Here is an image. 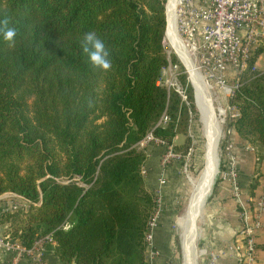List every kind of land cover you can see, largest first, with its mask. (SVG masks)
<instances>
[{
    "label": "trees",
    "instance_id": "obj_1",
    "mask_svg": "<svg viewBox=\"0 0 264 264\" xmlns=\"http://www.w3.org/2000/svg\"><path fill=\"white\" fill-rule=\"evenodd\" d=\"M167 0H0L17 35L0 39V195L31 201L4 211L12 240L31 248L52 233L63 264H149L148 223L156 197L139 146L148 132L187 151L188 106L159 83L169 64ZM90 31L111 52L109 70L80 47ZM231 99L233 126L264 159V70L252 71ZM165 124L157 125L163 113ZM186 145H175L177 135ZM223 148L226 145L223 140ZM259 178L252 185L255 194ZM69 222L70 227L63 224Z\"/></svg>",
    "mask_w": 264,
    "mask_h": 264
},
{
    "label": "built area",
    "instance_id": "obj_2",
    "mask_svg": "<svg viewBox=\"0 0 264 264\" xmlns=\"http://www.w3.org/2000/svg\"><path fill=\"white\" fill-rule=\"evenodd\" d=\"M177 16L182 35L180 36L187 49V54L196 64L200 74L204 76L205 82L209 84V91L215 87L223 89V97L213 99L214 104L218 103L221 107L222 98L228 104L227 108H223L224 114L220 118L221 124L226 121L229 124L233 123L238 118L239 111L231 103V99L240 86L239 80L242 73L249 68L250 59L260 47L264 46V0H178ZM257 64L258 59L252 67L253 71L257 69ZM187 72L188 82L194 89L197 104L196 82L199 79H194L188 69ZM162 75L159 78V83L167 86L169 91L174 88L184 100H187V90L178 83H170L169 85L167 82L163 83ZM229 77L235 81L234 84L228 83ZM168 120L169 115L164 112L157 125L165 124ZM230 127H233V124ZM223 140H225L226 145L222 149L221 177L231 181L235 196L239 199L241 206V228L238 240L231 248L240 253L239 259L242 264H256L257 235L263 226L261 215L264 211V159L261 161L257 174L261 190L255 197L251 198L249 203H245L241 200L239 171L229 131L223 136ZM150 143H158L167 147L166 152L161 156L162 169L166 168L172 158L180 157L179 154L175 153L172 144H167L163 139L155 136L153 131L148 132L139 145L146 147ZM142 173L147 174V169L144 166ZM161 181L164 182L165 178H162ZM155 197L157 204L149 220L146 233L147 248L150 247L151 257L158 254V250L152 246V241L163 207L160 195L157 193ZM4 198L8 200L2 208V212L25 210L31 203L29 199L16 192ZM63 226L67 229L70 227V223L66 222ZM7 238V235L0 234V247H5L9 254L6 259L0 260V264H22L24 257H32L36 260L34 257L36 248H38L37 245L43 242H55L52 233L43 234L38 239L36 237L31 248L24 247L17 240Z\"/></svg>",
    "mask_w": 264,
    "mask_h": 264
},
{
    "label": "crops",
    "instance_id": "obj_3",
    "mask_svg": "<svg viewBox=\"0 0 264 264\" xmlns=\"http://www.w3.org/2000/svg\"><path fill=\"white\" fill-rule=\"evenodd\" d=\"M232 73V70L230 69ZM229 136L236 157L239 171V189L241 200L249 203L252 197L260 192V183L255 194L252 195V185L257 176V154L251 149L248 142L241 138L235 127L229 128ZM181 136H175L174 142L180 140ZM182 140V139H181ZM167 147L158 143H150L146 146L147 159L144 167L147 169L145 179L148 187L159 194L162 200V211L158 220V226L154 231L152 246L158 250L156 256L151 257L150 247L147 248L146 256L149 264H178L176 256L175 235L173 224L176 220V201L179 198V179L176 163L170 166L165 175L161 166V156ZM261 165V164H260ZM165 178L162 182L161 179ZM159 191V192H158ZM7 192L0 195V213L5 203V196L12 195ZM10 204V203H9ZM241 206L239 199L235 196L233 184L229 179L220 177L218 187L206 203L202 213V235L201 254H206V264H242L240 253L233 250L231 246L238 240L241 228ZM263 226L257 235V263L264 264V211L261 215ZM43 234H39L41 238ZM200 236V232L198 237ZM35 251L36 260L32 257H24L22 264H63L56 253V243H45L37 245ZM9 256L5 247H0V260Z\"/></svg>",
    "mask_w": 264,
    "mask_h": 264
},
{
    "label": "rangeland",
    "instance_id": "obj_4",
    "mask_svg": "<svg viewBox=\"0 0 264 264\" xmlns=\"http://www.w3.org/2000/svg\"><path fill=\"white\" fill-rule=\"evenodd\" d=\"M168 5V0L167 3ZM166 5V8H167ZM178 18V16H177ZM177 25H178V20H177ZM178 33L181 35L179 26H178ZM182 36V35H181ZM164 46H165V53L169 59V64L165 67V70H163V83H166L169 85L170 83H178L181 85L184 89H186V94L188 95L187 100H183L187 103L188 106V121H189V136L191 137L192 141L190 143V148L187 149V151H182V150H175L176 154H179L180 157H174L170 160V163L166 166L165 169H163V173L166 175L168 169L170 166L174 163H176V168H177V175L180 183V194L179 198L176 201V206H177V211H176V220L175 223L173 224V231L175 235V244H176V256H177V263L178 264H184V250H183V230L181 228L182 225V218L185 215V212L187 210L189 201L193 195L194 192V185H197L201 179L204 171L206 170V167L208 165L209 159H210V148L208 146V139H207V132L204 128V125L202 123L201 119V102L202 98L200 94L197 92L196 97H197V104L195 100V92L192 86L188 82V72H187V66H185L180 58L178 57L176 50L174 47L171 45L170 41L167 39V36L165 35V40H164ZM261 55V57H260ZM258 56V64H257V69L254 71L258 70H264V51ZM253 71V70H252ZM234 80L229 77L228 83L229 84H234ZM171 90H175L174 88H171ZM176 91V90H175ZM211 96L212 98L216 99L220 96L223 97V89L219 87H215L214 89H211ZM180 95V94H179ZM182 97V96H181ZM215 107L218 108V103L214 104ZM228 104L226 101H223L222 98V107L225 109L227 108ZM199 108V109H198ZM200 110V111H199ZM218 112L215 113L214 115L217 117L218 123L217 126L221 129V136L220 140L218 143V155H219V160H218V171L212 186V189L210 193L208 194L205 204L203 206L202 213H204V209L206 206V203L210 199V197L213 194V191L218 187V183L220 181L221 177V166H222V149H223V136L226 135L229 131V122L226 121L224 124H221V119L220 117L218 118L217 116ZM214 127V126H213ZM217 130L214 128V131ZM181 139L178 141H175V145H186V136L184 134L180 135ZM142 147L141 145H139ZM146 150V147H142ZM147 152V151H146ZM220 161V162H219ZM163 168V167H162ZM219 173V175H218ZM145 176V175H144ZM214 189V190H213ZM8 199L5 200V202ZM202 213L201 216L198 219V222L193 225V227L190 230V242L193 246V252L194 256L196 258V263L197 264H206V254H201L202 250V244H201V235H202ZM2 213H0V219L2 217ZM9 226L6 223L1 222L0 220V234L6 236L7 239H11V236L9 233H7V228ZM200 232V236L198 237V234Z\"/></svg>",
    "mask_w": 264,
    "mask_h": 264
},
{
    "label": "bare ground",
    "instance_id": "obj_5",
    "mask_svg": "<svg viewBox=\"0 0 264 264\" xmlns=\"http://www.w3.org/2000/svg\"><path fill=\"white\" fill-rule=\"evenodd\" d=\"M177 6L178 0H168V28L166 36L176 50L179 58L185 66H187V69L192 74L193 78L199 79L196 82V94L198 92L202 98L201 119L207 132L208 146L210 148V159L208 165L202 175L201 181L197 185H194V192L189 201L185 215L182 218L181 225L183 230L184 264H197L194 256L195 252H193L194 248L190 242V230L193 225L198 222V219L201 216L205 200L212 189L219 168L218 143L221 136V129L217 126L218 120L214 115V111L215 113L218 112L217 116L218 118H221L224 114V109L221 106H218V108L214 106V101L211 96V92L209 91V84L205 82L204 76L200 74L196 64L190 59L189 54H187V49L185 48L183 40L178 33ZM214 128L217 130L214 131Z\"/></svg>",
    "mask_w": 264,
    "mask_h": 264
},
{
    "label": "clouds",
    "instance_id": "obj_6",
    "mask_svg": "<svg viewBox=\"0 0 264 264\" xmlns=\"http://www.w3.org/2000/svg\"><path fill=\"white\" fill-rule=\"evenodd\" d=\"M9 25L10 22L7 17L0 20V39L12 46L15 43L17 32L15 28ZM80 47L91 66L104 71L111 68L110 49L95 31L87 32L82 36Z\"/></svg>",
    "mask_w": 264,
    "mask_h": 264
},
{
    "label": "water",
    "instance_id": "obj_7",
    "mask_svg": "<svg viewBox=\"0 0 264 264\" xmlns=\"http://www.w3.org/2000/svg\"><path fill=\"white\" fill-rule=\"evenodd\" d=\"M167 12V11H166ZM167 22H168V16H167ZM167 28H168V24H167ZM166 32H167V30H166Z\"/></svg>",
    "mask_w": 264,
    "mask_h": 264
}]
</instances>
